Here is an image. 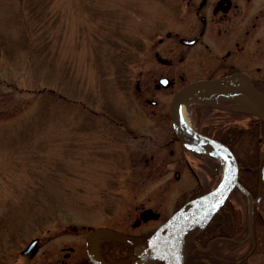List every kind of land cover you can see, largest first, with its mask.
Segmentation results:
<instances>
[{
    "label": "rangeland",
    "instance_id": "1",
    "mask_svg": "<svg viewBox=\"0 0 264 264\" xmlns=\"http://www.w3.org/2000/svg\"><path fill=\"white\" fill-rule=\"evenodd\" d=\"M176 1L0 0V264L41 262V248L21 250L48 226L117 222L141 204L169 213L194 184L163 164L164 126L136 90L169 71L154 50L166 55L170 40L156 41ZM180 83L162 89L166 104Z\"/></svg>",
    "mask_w": 264,
    "mask_h": 264
},
{
    "label": "flooded vegetation",
    "instance_id": "2",
    "mask_svg": "<svg viewBox=\"0 0 264 264\" xmlns=\"http://www.w3.org/2000/svg\"><path fill=\"white\" fill-rule=\"evenodd\" d=\"M170 7L175 22L165 38L158 36L156 41L160 46L170 40L166 52L163 50L166 55L154 50L156 59L169 71L162 72L143 93L138 83L136 90L144 100L143 114L157 118L152 127L162 131L160 123L164 126L163 139L161 134L155 136L161 139L157 147L167 148L163 164L171 167L174 178L190 175L194 184L169 213L160 206L141 204L135 206L131 218L117 222L48 226V238L35 237L21 250L24 259L34 258L41 248L44 257L36 264H166L162 253L151 247L156 243L148 239L189 198L214 186L224 169L217 158L191 150L180 141L170 117L171 97L190 82L229 78L230 86L238 90L209 96L206 104L191 101L186 107L193 115L189 123L194 131L239 148L235 151L228 145L237 164V184L214 213L188 222L177 254L180 264H264V120L248 109L254 99L244 90L248 83L264 95V0H177ZM159 28L163 29L162 24ZM161 78H166L165 84ZM179 80L166 104L162 89ZM257 104L264 115L263 104ZM103 115L112 125L122 123ZM156 138L151 142L156 144ZM154 158L151 153L145 159ZM162 161L157 159L152 169H164ZM152 220L158 224L147 228ZM99 229L104 233L95 234Z\"/></svg>",
    "mask_w": 264,
    "mask_h": 264
},
{
    "label": "water",
    "instance_id": "3",
    "mask_svg": "<svg viewBox=\"0 0 264 264\" xmlns=\"http://www.w3.org/2000/svg\"><path fill=\"white\" fill-rule=\"evenodd\" d=\"M160 81L165 84L166 78H161ZM244 81L246 82V80ZM230 85L229 78L197 80L183 85L173 94L170 100L172 126L180 141L191 149L205 152L218 158L222 163H225L226 170L215 188L185 202L148 239V242L154 241L156 243V246L151 244V247L162 253L166 264H180L177 254L179 243L177 246L176 242L178 228L182 226L183 229L187 222L194 217L211 215L223 203L237 183V164L232 151L222 142L201 135L190 128L181 116V104L192 100L208 103L207 99L209 96L224 93L231 89L238 90L237 87ZM244 90L254 99L253 106L248 109L264 120V115L260 114L256 109L258 102L264 106V95L255 91L248 83H246ZM163 230L166 233L162 236ZM94 233L101 234L104 231L99 229L95 230ZM161 237L164 240L160 243ZM33 243L31 242V245Z\"/></svg>",
    "mask_w": 264,
    "mask_h": 264
},
{
    "label": "bare ground",
    "instance_id": "4",
    "mask_svg": "<svg viewBox=\"0 0 264 264\" xmlns=\"http://www.w3.org/2000/svg\"><path fill=\"white\" fill-rule=\"evenodd\" d=\"M231 94H233V92ZM181 116H182V118H183V120H184V122L186 124H188L190 122L189 121V114H188V111H187V107L185 105V102L181 104ZM181 231H182V226L179 227L178 228V231H177V238H176L177 246H178V243H179V236L181 234ZM163 240H164V238L161 237L160 243L163 242Z\"/></svg>",
    "mask_w": 264,
    "mask_h": 264
},
{
    "label": "trees",
    "instance_id": "5",
    "mask_svg": "<svg viewBox=\"0 0 264 264\" xmlns=\"http://www.w3.org/2000/svg\"><path fill=\"white\" fill-rule=\"evenodd\" d=\"M37 17V16H36ZM122 50H124L123 49V47H122ZM49 94H51L52 95V93L51 92H49ZM227 145H230V146H233V144H227ZM199 190H196V191H193V195H195V194H197V192H198ZM202 191H200V193H201Z\"/></svg>",
    "mask_w": 264,
    "mask_h": 264
}]
</instances>
